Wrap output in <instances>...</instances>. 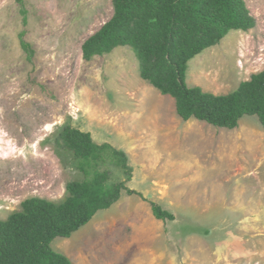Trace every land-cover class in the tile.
Returning <instances> with one entry per match:
<instances>
[{
	"label": "rangeland",
	"instance_id": "rangeland-1",
	"mask_svg": "<svg viewBox=\"0 0 264 264\" xmlns=\"http://www.w3.org/2000/svg\"><path fill=\"white\" fill-rule=\"evenodd\" d=\"M256 27L232 30L193 58L187 82L227 94L264 69V0H245ZM0 0V219L30 197L61 201L86 175L57 139L65 125L123 150L93 162L128 195L53 248L72 264H264V127L183 120L176 101L140 76L130 46L83 58L112 0ZM25 40L32 56L22 46ZM176 215L157 219L152 203Z\"/></svg>",
	"mask_w": 264,
	"mask_h": 264
},
{
	"label": "trees",
	"instance_id": "trees-1",
	"mask_svg": "<svg viewBox=\"0 0 264 264\" xmlns=\"http://www.w3.org/2000/svg\"><path fill=\"white\" fill-rule=\"evenodd\" d=\"M26 14L25 0H16ZM113 16L82 45L90 60L130 46L140 64V76L162 94L176 101L185 121L197 119L210 125L235 129L245 116H256L264 127V69L227 94H214L187 82L189 63L206 49L220 43L232 30L256 27L245 0H112ZM22 46L32 56L30 45ZM71 151L77 168L86 177L66 185L61 201L30 197L19 210L0 219V264H72L56 251V238H69L87 225L100 210L109 209L123 193H142L126 181L110 183L107 170L92 169L93 162L111 157L131 178L133 167L123 150L98 144L91 132L65 125L57 139ZM157 219L174 221L176 215L152 203Z\"/></svg>",
	"mask_w": 264,
	"mask_h": 264
}]
</instances>
